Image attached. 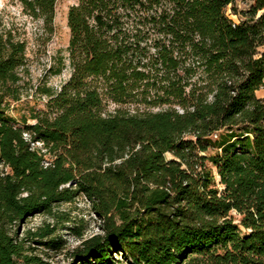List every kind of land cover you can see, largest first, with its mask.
Returning <instances> with one entry per match:
<instances>
[{"label":"trees","instance_id":"trees-1","mask_svg":"<svg viewBox=\"0 0 264 264\" xmlns=\"http://www.w3.org/2000/svg\"><path fill=\"white\" fill-rule=\"evenodd\" d=\"M18 1L52 33L56 0ZM236 1L76 0L70 76L19 124L26 45L0 26V264H35L52 229L20 227L79 196L101 233L78 264H264V0Z\"/></svg>","mask_w":264,"mask_h":264},{"label":"rangeland","instance_id":"rangeland-1","mask_svg":"<svg viewBox=\"0 0 264 264\" xmlns=\"http://www.w3.org/2000/svg\"><path fill=\"white\" fill-rule=\"evenodd\" d=\"M76 0H56L54 5L53 31L47 33L39 19L29 16L18 0H0V26L10 29L12 34L26 45V69L21 73L19 82L21 98L11 102L8 114L19 124L21 117H28L31 111L44 110L47 97L41 93L43 87L58 90L69 78L71 70L68 65L67 46L69 29L67 12ZM225 8L226 16L233 22H239L240 10L246 2L237 0L234 5ZM63 63L60 72L58 68ZM257 97L264 98V88L256 92ZM117 107L108 106L109 110ZM156 111L158 109H151ZM30 122V121H29ZM39 146V144H36ZM169 157V155H167ZM67 218L68 221H64ZM46 223L52 233L44 238L30 237L25 241L29 256L35 257V264H78L73 253L83 239L101 233V220L93 212L90 202L83 196L70 203H63L54 208V216L35 215L20 227V237L27 232H39ZM24 264V263H18Z\"/></svg>","mask_w":264,"mask_h":264}]
</instances>
